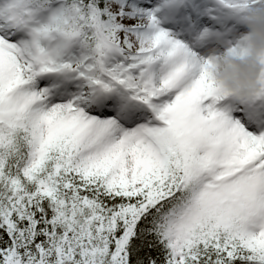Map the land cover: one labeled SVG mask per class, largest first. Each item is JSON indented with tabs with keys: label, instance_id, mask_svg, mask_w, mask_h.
I'll return each instance as SVG.
<instances>
[{
	"label": "snow or ice",
	"instance_id": "obj_1",
	"mask_svg": "<svg viewBox=\"0 0 264 264\" xmlns=\"http://www.w3.org/2000/svg\"><path fill=\"white\" fill-rule=\"evenodd\" d=\"M261 6L0 0V264H264Z\"/></svg>",
	"mask_w": 264,
	"mask_h": 264
},
{
	"label": "clouds",
	"instance_id": "obj_2",
	"mask_svg": "<svg viewBox=\"0 0 264 264\" xmlns=\"http://www.w3.org/2000/svg\"><path fill=\"white\" fill-rule=\"evenodd\" d=\"M248 31L241 41L247 56L224 53L214 59L213 75L222 88L236 97H249L260 88L264 73V6L253 8L247 21Z\"/></svg>",
	"mask_w": 264,
	"mask_h": 264
}]
</instances>
